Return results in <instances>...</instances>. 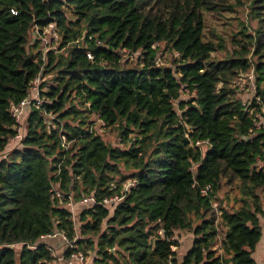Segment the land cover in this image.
Instances as JSON below:
<instances>
[{"label":"trees","instance_id":"16d2710c","mask_svg":"<svg viewBox=\"0 0 264 264\" xmlns=\"http://www.w3.org/2000/svg\"><path fill=\"white\" fill-rule=\"evenodd\" d=\"M235 6L0 0V264H52L41 238L54 232L72 245L63 258L92 251L94 264H257L253 253L264 229V126L256 124V115L264 117V0H249L256 27L249 32L238 22L228 49L216 22ZM50 25L58 51L43 48L40 35ZM160 43L171 56L165 64ZM124 53L137 55L129 60ZM248 71L254 88L245 103L235 78ZM37 77L42 103L26 110L22 137L2 156L23 126L9 107ZM184 91L191 96L183 99ZM96 123L115 131L120 146L104 141ZM54 185L74 202L94 197L78 211L77 228ZM224 186L236 188L238 207L217 198ZM115 195L119 202L103 203ZM178 230L193 238L177 256L171 247L178 248Z\"/></svg>","mask_w":264,"mask_h":264},{"label":"rangeland","instance_id":"374dc122","mask_svg":"<svg viewBox=\"0 0 264 264\" xmlns=\"http://www.w3.org/2000/svg\"><path fill=\"white\" fill-rule=\"evenodd\" d=\"M230 2L236 4L234 12L222 14L221 15L222 18H220L216 22V23H220L218 25V28H217L219 31H221V32L226 31L227 32L225 35V38L227 39V42H228L227 43L228 49H231V46L229 44V40L231 38L230 34L237 32L238 29L240 28V26L238 25V22L241 21L242 23H244L243 21H245L249 32H252L254 30V28L256 27V21L251 19L248 16L249 0H230ZM40 36L42 38V44H43L44 51L47 49H53L54 51H58V49H57L58 36L54 30L53 25H50L49 27L45 28ZM161 49H162V43L159 44L158 54L160 55V57H158V60H159V63L161 62V63L165 64V63H167L166 61H169L171 56L167 52H160ZM136 55L137 54H131L130 55V54L124 53L123 59L128 58L129 60H131V59H134L136 57ZM249 75L251 78H248ZM48 77H50V76H48ZM44 79H46V78H44ZM235 82L238 86L237 87L238 92L236 94L237 97L240 98L245 103L249 102V100L253 96V88H252V86H253V74L251 73V71L242 73L241 76L240 75L237 76L235 78ZM36 86L39 87V90H40L41 78L37 81ZM42 89H44V88H42ZM190 96H191V94L187 91H184L181 95V97L183 99H187ZM25 115H26V109H25L22 117L19 119V122H21V124L23 125L22 127H20V134L21 135H23V133H24L23 118H25ZM256 117H257L256 124L264 126V117H261L260 115H256ZM95 127H96L95 132L99 133L104 141L111 144L112 146H120L118 134L115 131L102 130L97 123L95 124ZM18 142H19L18 139H15V138L12 139L7 144V146L5 147L4 152L2 153V156H4L12 147L16 146L18 144ZM216 196L219 200L223 201V206H225L226 208H236L240 205L239 195H238L235 187L224 186L219 192L216 193ZM215 202L218 203V205H217V208H218L220 203L216 200H215ZM78 211L79 210H77V209L74 210V214H73L74 222H76L75 223L76 228L78 227V223H77ZM177 232L179 233L180 231L178 230L175 233V239L178 241V237L180 235H177ZM181 232L191 234L188 231H181ZM260 239L261 240H259L260 243L258 246L259 249L261 247V243L264 242V229H262V235H261ZM181 244L183 245V247H181L180 242H178V249L176 251L177 256L180 254L181 255L184 254L187 251V249H189V246H191L189 244L188 247L184 248L186 246V245H184V242H182ZM18 248H19V246H15V249H18ZM94 254L95 253L92 251L88 252V254L86 255V259L88 260V263H93ZM54 261L52 262V264L57 263ZM256 262H257V264H263L262 262H259V261H256Z\"/></svg>","mask_w":264,"mask_h":264},{"label":"built area","instance_id":"2783aa9c","mask_svg":"<svg viewBox=\"0 0 264 264\" xmlns=\"http://www.w3.org/2000/svg\"><path fill=\"white\" fill-rule=\"evenodd\" d=\"M87 56L89 58H91L90 54H87ZM248 78H251L250 75L248 76ZM38 80H39V77L35 78L32 81V83H31V85L29 87V93L23 99H21L17 104H11L10 105L9 112H10L11 116L17 122H19V119L22 117L25 109L28 110L30 107L37 108L42 103L43 97L40 96L39 87L36 86V83H37ZM252 88H254V85L252 86ZM21 137H22V135L20 134V128H18L15 139L19 140ZM62 140L64 141V137H62ZM198 143L199 142L197 141L196 144H198ZM63 145H64V143H63ZM132 184H133L132 182H128V185H132ZM52 192L54 193V196L56 198H58V199H61L62 197H65L67 199V201L65 202V205L67 207H69V209L71 211H72V208L74 207V205L85 206V205L93 204L95 202V199H94V197L92 195L84 196L78 202H74L70 195H66L65 196L64 194H62L59 191V189H57V186H55V185L52 188ZM120 199H121V197L115 195L113 197L105 198L103 200V203H105L106 205H110L112 203L119 202ZM216 205H217L216 202H212V206L214 208H216ZM57 234H60L65 239L64 235H62L59 232H54V233L49 234V235H57ZM172 239H173V237H172ZM70 247L72 248V245H70L67 242V249L70 248ZM171 250L172 251H176V247L172 246ZM62 264H87V262H86V257H84V255L81 252H79V251H71L67 258H63Z\"/></svg>","mask_w":264,"mask_h":264},{"label":"crops","instance_id":"0c3cea01","mask_svg":"<svg viewBox=\"0 0 264 264\" xmlns=\"http://www.w3.org/2000/svg\"><path fill=\"white\" fill-rule=\"evenodd\" d=\"M82 206L80 205H74L72 208V212L74 214V210H80ZM178 235V232H177ZM178 242H180V246L183 247L181 244L184 242V245H186L184 248L188 247L189 244L191 245V240L193 238L192 234H188L185 232H179ZM44 242H46L51 247V253L54 257V262H57L56 264H62L63 262V254L67 249V241L60 235H45L41 238ZM261 240V239H260ZM188 243V244H187ZM260 241L256 245L255 252L253 253V257L256 261L262 262L264 264V242L261 243L260 249L258 248ZM190 247V246H189ZM178 249V248H177ZM176 249V251H177ZM87 264H93L88 263V260L86 259Z\"/></svg>","mask_w":264,"mask_h":264}]
</instances>
